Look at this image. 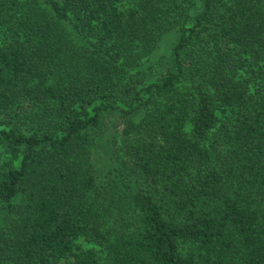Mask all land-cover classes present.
Returning a JSON list of instances; mask_svg holds the SVG:
<instances>
[{
	"label": "trees",
	"instance_id": "16d2710c",
	"mask_svg": "<svg viewBox=\"0 0 264 264\" xmlns=\"http://www.w3.org/2000/svg\"><path fill=\"white\" fill-rule=\"evenodd\" d=\"M0 154V264H264V0H0Z\"/></svg>",
	"mask_w": 264,
	"mask_h": 264
},
{
	"label": "rangeland",
	"instance_id": "374dc122",
	"mask_svg": "<svg viewBox=\"0 0 264 264\" xmlns=\"http://www.w3.org/2000/svg\"><path fill=\"white\" fill-rule=\"evenodd\" d=\"M177 35L175 33L169 34L164 37L160 43L159 49L150 59V61H154L161 56H165L168 53V48L170 44L173 42ZM112 128L108 130L103 135L96 138L94 144L90 148L91 160L94 166L95 173L98 176H102L107 169L113 168L116 166L115 163V147L113 146L114 140H118V130L119 123L118 119H114L112 123ZM8 159L7 154H0V163ZM16 164V163H15ZM79 246L88 247V245L83 241H78ZM60 264V263H59Z\"/></svg>",
	"mask_w": 264,
	"mask_h": 264
}]
</instances>
